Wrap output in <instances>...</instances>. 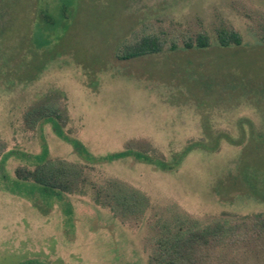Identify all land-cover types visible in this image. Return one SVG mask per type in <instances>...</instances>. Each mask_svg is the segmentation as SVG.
<instances>
[{"label":"rangeland","instance_id":"rangeland-1","mask_svg":"<svg viewBox=\"0 0 264 264\" xmlns=\"http://www.w3.org/2000/svg\"><path fill=\"white\" fill-rule=\"evenodd\" d=\"M221 29L242 44L221 48ZM199 34L210 47L186 49ZM145 35L163 51L118 58ZM42 103L64 112V133L96 159L132 146L172 168L85 159L50 123L26 127ZM48 160L85 183L59 195L16 177ZM110 182L138 192L144 210L98 203ZM260 213L264 0H0V264H150L168 230ZM250 240L214 264H264V241Z\"/></svg>","mask_w":264,"mask_h":264},{"label":"trees","instance_id":"trees-1","mask_svg":"<svg viewBox=\"0 0 264 264\" xmlns=\"http://www.w3.org/2000/svg\"><path fill=\"white\" fill-rule=\"evenodd\" d=\"M217 39L221 48L242 44L241 35L233 30H219ZM163 47L160 37L145 35L132 44L122 46L118 58L125 61L158 54L163 51ZM208 47H210V39L205 34H199L195 39L185 43L186 49ZM66 121L64 112L49 103L35 105L24 115V122L28 129H42L45 124L50 123L56 135L71 144L75 152L87 160L111 163L133 155L143 162L157 165L163 169L172 168V166H167L147 156L145 149L138 150L132 146L125 151L96 159L91 156L81 142L64 133L62 127ZM191 149L193 148L190 147L189 151ZM45 151L47 152V148ZM16 177L22 181L33 182L59 195L73 193L85 183L81 171L75 166L64 161L53 160L36 166L34 170L18 169ZM95 200L109 207L113 212L121 213L124 216L142 212L147 205L146 199L138 192L129 191L115 182H110L105 190H97ZM248 237H251L250 241L253 238L264 241V213L256 214L254 217L243 219L238 223L218 221L196 229L184 230L183 227H180L173 233L168 230L158 242L157 251L150 259V264H214V261L222 255L223 250H230L233 245L246 241Z\"/></svg>","mask_w":264,"mask_h":264}]
</instances>
